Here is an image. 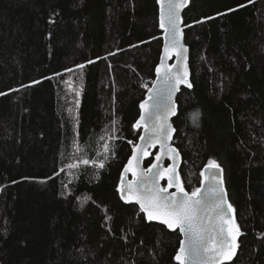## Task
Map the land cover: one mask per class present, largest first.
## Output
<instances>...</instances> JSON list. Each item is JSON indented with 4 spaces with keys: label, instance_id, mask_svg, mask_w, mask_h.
<instances>
[{
    "label": "trees",
    "instance_id": "trees-1",
    "mask_svg": "<svg viewBox=\"0 0 264 264\" xmlns=\"http://www.w3.org/2000/svg\"><path fill=\"white\" fill-rule=\"evenodd\" d=\"M183 30L181 182L222 166L242 233L228 264H264V0H191ZM162 34L156 0H0V264H176L179 232L117 190Z\"/></svg>",
    "mask_w": 264,
    "mask_h": 264
},
{
    "label": "snow or ice",
    "instance_id": "snow-or-ice-1",
    "mask_svg": "<svg viewBox=\"0 0 264 264\" xmlns=\"http://www.w3.org/2000/svg\"><path fill=\"white\" fill-rule=\"evenodd\" d=\"M253 2L254 0H248V3ZM157 3L160 5L159 26L164 31V54L156 67V80L153 81L152 87L147 88L148 95L139 105L140 117L133 124V128L137 130L143 127L145 135L139 137L141 144H133L132 156L124 167L121 185L117 190L120 193V199L125 203L134 202L139 205V210L147 221H158L169 230L178 231L182 235L183 238L180 239L179 248L174 256L176 264H224V261H229L236 255L240 247L238 238L242 233L234 216L229 215L234 210L226 199L223 179L216 174V171H213L222 172V169L215 160L210 159L206 165L208 174L205 175V171L200 174L201 187L189 193L185 191L177 172L180 154L169 143L176 131L169 121L171 117L178 114L173 97L180 90V85L189 89L193 87L188 78L186 63L188 49L181 42L184 33L181 28L183 21L180 11L187 7L189 0H157ZM229 11H235V9H229ZM49 22L54 23L51 20ZM172 56L181 62V66L165 63ZM78 67L83 69L85 66L81 64ZM33 83H39V81ZM75 94L78 97L80 92L77 91ZM2 95L6 93H0V96ZM76 106L79 107L78 100ZM198 115L196 113L192 117L194 124ZM115 123L116 121L113 120L112 124L115 125ZM129 143L132 142L129 141ZM157 144L160 151L155 155V162L147 170L138 171L140 161L151 155L147 151L148 147H156ZM74 148L79 152V144L75 142V138ZM104 150L105 153L110 150L107 143L104 145ZM165 156L172 160V164L166 168L161 165ZM80 163L88 165L89 160L84 159L76 164L70 163L65 167L78 168ZM91 164L97 169L105 167L103 160L99 162L93 160ZM64 170V168L60 169L61 172ZM127 173H131L133 178L125 184L124 179ZM59 174L54 171L52 175ZM165 178H167V187L160 184V181ZM47 179H52V176ZM39 182L45 183L46 180ZM205 184L207 188L202 192ZM171 188H175V191L169 192ZM90 199V197H84L82 206Z\"/></svg>",
    "mask_w": 264,
    "mask_h": 264
},
{
    "label": "water",
    "instance_id": "water-1",
    "mask_svg": "<svg viewBox=\"0 0 264 264\" xmlns=\"http://www.w3.org/2000/svg\"><path fill=\"white\" fill-rule=\"evenodd\" d=\"M156 2H157V0H156ZM190 2H191V0H189V3H188V5H187V7L189 6ZM157 5H158V19H159V15H160V5H159L158 3H157ZM187 7L181 9V11H180V16H181L182 21H183V13H184V11L187 9ZM159 23H160V22H159ZM181 28H182V30H183V23L181 24ZM160 29H161V28H160ZM161 30H162V33H163V34H162V47H161V52H160V55H159L158 64L156 65V67L160 64V62H161V57H162L163 54H164V44H165V41H164V31H163V29H161ZM183 33H184V30H183ZM181 42H182V43L184 44V46L188 49V52H187V61H186V63H187V65H188V72H189V77H188V78H189V81L191 82V79H190V77H191V70H190V65H189L190 51H189V47H188V45L185 43V37H184V36H183V40H182ZM165 63H166L167 65H173V64H176V65H178V67L181 66V62L178 61V60L176 59L175 56H172L171 58L167 59V60L165 61ZM156 67H155V70H154V80H153V81L156 80ZM152 83H153V82H152ZM150 87H152V84H151ZM183 88H185V89H189V88H187V87L184 86V85H180V90H179L178 92H176L175 95H174V97H173V100H174V102H175L176 105H177V109H178L177 97H178V95L180 94V92H181V90H182ZM147 95H148V91L146 92L145 98L147 97ZM145 98H144L143 100H145ZM141 102H142V101H141ZM141 102H140V103H141ZM139 105H140V104H139ZM140 111H141V110H140V108H139V116H138L137 120H138L139 117H140ZM175 117H176V116L171 117V118H170V121H169V122L172 124L173 128H175V127H174V124H173V120H174ZM137 120H136V121H137ZM136 121H135V122H136ZM136 130H137V129H136ZM138 130H140V135H145V131H144L143 127L140 128V129H138ZM175 132H176V131H175ZM175 132L173 133V138H172V140H171L169 143H170V145H171L172 147L176 148L177 151L179 152L178 148H177V147L174 145V143H173V142H174V137H175ZM140 135H139V137H140ZM139 137H138V140H137V142H136L135 144H141V143H142V141L140 140ZM147 151H148L149 153H152L153 151H155V154H154V156H153V160H152V162H151V164H152V163L155 162V155H156V153H158V152L160 151L159 144H157L156 147H148ZM179 154H180V152H179ZM131 156H132V153H131ZM131 156H130L129 158H131ZM150 157H151V155L146 156V157H144V158L140 161L138 171H139V170H147V169L151 166V164H150L147 168L144 166L145 161H147L148 159H150ZM128 160H129V159H128ZM127 163H128V161L126 162V164H127ZM177 163H178L177 172L179 173L180 168H181V165H182V156H181V154L179 155V158H178ZM126 164H125V165H126ZM171 164H172V160H171V159H169L167 156L163 157V159H162V161H161V165H162V167L166 168V167H168V166L171 165ZM124 167H125V166H124ZM124 167H123V170H124ZM220 168L222 169V172H219V171H217V170H213V171H216V174H217L218 176H220V177L223 179V187H224V190H225V193H226V199H227L228 202L231 204V202H230V200H229V197H228V191H227V188H226L224 169H223L222 166H220ZM123 170H122V173H123ZM202 171H205V175L208 174L207 171H206V165L202 168ZM122 173H121V174H122ZM179 175H180V174H179ZM132 178H133V177H132L131 173H127V174H125L124 183L127 184V182L130 181V180H132ZM160 184H161L162 186H164V187H167V178H165L164 180H161V181H160ZM120 185H121V178H120L119 183H118V188L120 187ZM200 187H201V183H200V186H199L198 188H200ZM206 188H207V184H205L204 189H202V192H203L204 190H206ZM174 191H175V188H171V189H169V192H174ZM185 191H187V190H185ZM187 192H188V191H187ZM189 193H191V192H189ZM119 197H120V193H119ZM122 202L125 203L123 200H122ZM125 204L136 205L134 202H132V203H125ZM231 205H232V204H231ZM136 206L139 208V205H136ZM232 208H233V206H232ZM233 210H234V208H233ZM229 215H230V216H234V218H235V220H236L235 210H234L232 213H230ZM151 223H156V224L162 225V224H160L158 221H151ZM162 226H165V225H162ZM165 227H166V226H165ZM179 234H180V233H179ZM180 236H181V239H182L183 237H182L181 234H180ZM237 251H238V249H237ZM236 255H237V253H236ZM236 255H235L231 260H229V261H224V264H228V263H230V262L236 257Z\"/></svg>",
    "mask_w": 264,
    "mask_h": 264
},
{
    "label": "built area",
    "instance_id": "built-area-1",
    "mask_svg": "<svg viewBox=\"0 0 264 264\" xmlns=\"http://www.w3.org/2000/svg\"><path fill=\"white\" fill-rule=\"evenodd\" d=\"M152 84V81H148L143 85V89L147 90V88H150V85ZM147 85V87H145Z\"/></svg>",
    "mask_w": 264,
    "mask_h": 264
},
{
    "label": "bare ground",
    "instance_id": "bare-ground-1",
    "mask_svg": "<svg viewBox=\"0 0 264 264\" xmlns=\"http://www.w3.org/2000/svg\"><path fill=\"white\" fill-rule=\"evenodd\" d=\"M153 82V81H152ZM151 86V85H150Z\"/></svg>",
    "mask_w": 264,
    "mask_h": 264
}]
</instances>
